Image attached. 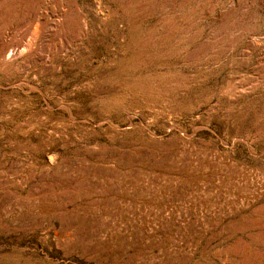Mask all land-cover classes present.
<instances>
[{
    "label": "rangeland",
    "instance_id": "rangeland-1",
    "mask_svg": "<svg viewBox=\"0 0 264 264\" xmlns=\"http://www.w3.org/2000/svg\"><path fill=\"white\" fill-rule=\"evenodd\" d=\"M31 9L0 34V264H264V0Z\"/></svg>",
    "mask_w": 264,
    "mask_h": 264
},
{
    "label": "bare ground",
    "instance_id": "bare-ground-1",
    "mask_svg": "<svg viewBox=\"0 0 264 264\" xmlns=\"http://www.w3.org/2000/svg\"><path fill=\"white\" fill-rule=\"evenodd\" d=\"M44 1H46V0H24V2H25L24 3L25 5H23L24 7H22V5H21L20 7H18L19 9L14 10V11H11L9 14H5L0 19V34H1V30H2L3 25H4L3 23L9 21L7 19H10L11 17H15V19H17L18 21H20V19L21 20L22 19L23 20H26V19H28L30 17L31 10H32L31 8L34 7L35 5L44 3ZM20 4H22V3H20ZM6 5H8V4H6ZM12 7H14V6L12 5ZM63 16H64L65 19L62 20L61 24H62V26H65L66 22L69 21V19L67 18V16H68L67 14L64 15V13H63ZM37 36H38V33L35 30L32 39L29 42H27L25 45H23V47L21 48V50L19 52H17L18 55L27 54L28 52L33 51L34 45H35V43H37L36 42V40L38 39ZM3 44L4 45H0V64L2 66H6V65H8L11 62L12 54L10 55V51L11 50H5L6 49V46H5L6 44L5 43H3ZM48 158H49L50 161H53V159H54V157L51 156V155Z\"/></svg>",
    "mask_w": 264,
    "mask_h": 264
}]
</instances>
